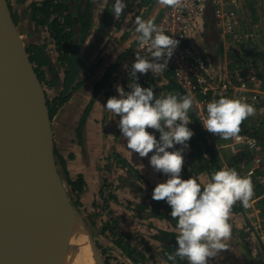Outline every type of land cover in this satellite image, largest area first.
I'll list each match as a JSON object with an SVG mask.
<instances>
[{
    "label": "crops",
    "instance_id": "0c3cea01",
    "mask_svg": "<svg viewBox=\"0 0 264 264\" xmlns=\"http://www.w3.org/2000/svg\"><path fill=\"white\" fill-rule=\"evenodd\" d=\"M43 0H7L12 18L16 24L19 35L26 46H44L45 54L49 65L42 66L46 82L52 84L44 90L48 100H53L59 96L64 82V70L58 62V53L46 28L37 25L31 18L32 5L39 4ZM238 28L245 36V43L240 56H228L224 53L223 45L230 42V36H221L215 25L213 11L210 10L205 16L202 28L203 34L195 32L191 34V42L197 49L203 50L211 72L217 78H230L232 81L241 80L253 74L257 77L259 89L261 91L256 104V112L244 120L241 125V132H255V123L264 124V0H238ZM129 7L125 16L120 21L114 15V20L109 28L108 35L104 37L97 49L92 51L87 58L84 67L73 81V85L78 87L71 94L69 99L59 108L51 121L55 158L58 162L59 171L66 180L75 181L81 177L85 188L79 197L80 207L85 214L90 215L94 224L95 233L92 236L101 248L105 250V256L109 264H133L122 252L113 244L110 237L101 234L104 223L108 219L109 212L121 219L120 230L131 234L130 243L142 254L148 257L144 264H168L160 254V244L153 239L158 230H172L170 224L164 219L151 218L147 221H140L135 218L132 211L127 209L130 201L141 202L145 196H152L147 191V186H142V193L136 192L135 188L124 187L114 191L117 201L108 202V208L104 212H99L95 204L99 202V190L102 186L103 169L106 158L114 152L122 159H125L131 166L155 187L157 183L163 182L167 177L155 172L149 165L148 157H139L136 153H131L126 147V140L121 136L118 128L119 116L109 112L103 105L109 97L118 95L117 86L123 87L115 82V75L122 70L123 64L128 60L131 50L138 43V35L135 33V19L140 16L144 19H152L155 23L161 18L168 4H162L160 0L149 8L141 7L140 0H124ZM106 0L96 6L93 13V31L96 29L102 17V11ZM210 7V6H209ZM208 7V8H209ZM91 32V34L93 33ZM90 38V37H89ZM88 39L84 41L80 49L82 56L87 51ZM263 45V47H262ZM106 73L109 79L106 85L95 94V86L99 84ZM172 75L170 70H165L164 74L155 82L156 94L163 95ZM126 91V89H125ZM128 91V90H127ZM90 105L87 114V107ZM193 130L192 122L188 125ZM254 129V130H253ZM231 141L221 136L217 140L216 150L220 155V165L223 168L226 162H233L232 155L224 146ZM176 147H181L177 145ZM219 147L221 149H219ZM188 147L184 152V168L189 170ZM151 155V153H149ZM237 160V159H236ZM253 165L250 161V165ZM254 166V165H253ZM249 167L243 166L238 169L241 176H247ZM248 170V171H247ZM259 172H257L258 174ZM123 171H118L112 176L115 185L118 184V177L123 176ZM110 178V177H109ZM115 178V180H114ZM253 183V177H249ZM195 179L202 185L210 179L205 172L195 176ZM253 195L251 201L257 208L263 207L257 204L264 198V190ZM256 196V197H255ZM229 220L235 222L239 230L242 229L245 221L249 218L244 214L230 215ZM232 222V223H234ZM139 231L145 235H139ZM240 240V239H239ZM230 243V241L228 240ZM226 243V241H225ZM227 244V243H226ZM231 244V243H230ZM248 250V249H247ZM226 255V251L223 250ZM229 258L235 255V251L228 250ZM248 252V251H247ZM249 253V252H248ZM220 254L209 260V264H217L224 261ZM226 258V257H225ZM229 264H242L240 259H234Z\"/></svg>",
    "mask_w": 264,
    "mask_h": 264
},
{
    "label": "clouds",
    "instance_id": "9594fccd",
    "mask_svg": "<svg viewBox=\"0 0 264 264\" xmlns=\"http://www.w3.org/2000/svg\"><path fill=\"white\" fill-rule=\"evenodd\" d=\"M160 2L182 6V0ZM126 7L124 0H114L112 13L118 18ZM134 31L139 34V47L147 45L149 55L135 54L129 71V90L117 86L118 95L109 97L103 106L119 116L117 126L127 149L139 157H148L152 169L167 177L152 191V199L164 200L170 206V215L176 219V246L167 259L172 264L178 258L188 264H209L210 258L227 249L225 241L232 237L233 226L229 222L232 207L237 201L244 208L250 206L253 183L231 167L212 172L203 185L191 177L182 178L184 152L194 135L188 125L192 122L189 113L195 101L191 95L178 93L157 96L151 86L144 87L138 82V74H156L167 69L179 41L152 19L140 16L135 19ZM255 112L254 105L247 103L246 98L221 95L206 104L203 128L224 139L238 140L241 123Z\"/></svg>",
    "mask_w": 264,
    "mask_h": 264
},
{
    "label": "water",
    "instance_id": "95a60500",
    "mask_svg": "<svg viewBox=\"0 0 264 264\" xmlns=\"http://www.w3.org/2000/svg\"><path fill=\"white\" fill-rule=\"evenodd\" d=\"M197 50L203 54V50ZM33 132L38 137L28 157L39 178L26 186L35 196L33 203H27L25 194L19 191L22 186L10 183L8 170L19 155L20 142ZM71 197V187L59 171L54 154L43 83L30 61L7 0H0V264H77L81 249L72 237L62 242L51 239L60 210L67 211L77 222L98 264H105L90 228ZM229 241L242 264H254L235 235Z\"/></svg>",
    "mask_w": 264,
    "mask_h": 264
},
{
    "label": "trees",
    "instance_id": "16d2710c",
    "mask_svg": "<svg viewBox=\"0 0 264 264\" xmlns=\"http://www.w3.org/2000/svg\"><path fill=\"white\" fill-rule=\"evenodd\" d=\"M103 0H43L39 4L32 5V20L40 26L47 27L51 34L52 40L55 45V49L58 53V62L60 67L64 70V82L59 96L51 101L47 100L50 119L56 114L59 108L69 99L74 90L78 87L73 85V81L81 71L85 58L78 55L79 49L84 41L88 38L89 34L93 31L94 18L93 13L95 12L96 6L99 5ZM156 0H140L139 5L141 7L149 8ZM114 0H106L102 11V17L98 23L96 29L91 34L88 39L87 51L84 55L88 56L90 52L96 48L106 35L112 22L114 20L112 13V5ZM123 10L122 14L118 17L120 21L125 16L126 10L129 5ZM210 6V5H209ZM208 6V7H209ZM211 6L207 9L206 14L210 10ZM212 10V9H211ZM44 46H34L28 49L29 58L33 65L35 64V72L37 73L39 79L43 84L48 86L52 85L44 81V72L42 71V66L49 65L48 58L45 54ZM83 55V56H84ZM109 79V73H106L103 80L95 86V94L103 88ZM142 86H151L155 93L156 84L149 78L138 81ZM44 87V86H43ZM126 91L129 90L125 87ZM169 93H178L184 95L181 89L170 80L168 86L165 88V93L163 95L156 94L157 96H166ZM90 105L87 107L85 115L89 109ZM189 116L192 120L194 135L191 137L189 144V170L185 171L187 177L197 176L200 173H207L210 177L211 173L221 169L220 160L218 154L216 153L214 146L208 142L205 133L202 131L198 121L191 110ZM150 131H152L150 129ZM157 137L159 133H156ZM243 155V154H242ZM240 156V161L245 155ZM252 155V154H251ZM114 158L118 159V164L126 166L124 160L120 158L119 155L114 154ZM232 168H235L232 165ZM236 169V168H235ZM238 171V169H236ZM130 177L135 179H142L141 175L138 174L134 169H128ZM190 174H189V172ZM192 173V174H191ZM239 173V172H238ZM68 183L71 187V194L74 196L73 204L75 206L79 204V196L84 189V182L82 178H77L75 181H69ZM110 187V184L104 183L100 191V199L106 202L108 199H113L114 196L111 193L107 195L104 194V190ZM260 204H264V199L260 201ZM262 210V215L264 216V206L260 207ZM242 209L233 205L231 212H238ZM133 211L140 219H164L172 227L173 230H158L154 234L153 239L158 241L161 245L162 255L168 264H172L171 261L167 259L169 253L174 252L176 246V236L178 235L176 229V219L170 215V206L164 200L156 201L152 199V203L142 202L134 206ZM115 221L107 223L103 226L101 233L104 234L107 231L108 236L113 240V244L127 257L131 262L135 264H142L146 258L141 252H138L129 243L128 237L124 234H119L116 231ZM105 264H108V259L104 260ZM176 264H188L186 260L177 259Z\"/></svg>",
    "mask_w": 264,
    "mask_h": 264
},
{
    "label": "built area",
    "instance_id": "2783aa9c",
    "mask_svg": "<svg viewBox=\"0 0 264 264\" xmlns=\"http://www.w3.org/2000/svg\"><path fill=\"white\" fill-rule=\"evenodd\" d=\"M212 7L215 25L219 34L230 36V42L223 45L224 53L228 56L242 55L245 36L238 28V0H182V6L168 5L157 25L168 35L179 41L173 56L168 62L167 69L170 70L172 80L181 89L184 95H191L195 101L193 112L202 131L209 143L217 147V140L220 137L214 135L203 128V118L206 114V104L212 100L219 99L221 95L228 98H246V102L254 105L259 100L261 93L257 77L250 74L241 80L232 81L230 78H217L212 74V70L207 63V59L191 43V34L198 31L202 34V25L206 16L208 6ZM148 46L139 47L136 44L128 60L123 64L122 70L114 77L115 82L121 86L128 87L131 83L129 71L135 59V54L148 57ZM127 65V68L125 67ZM138 74L139 80L149 78L151 81L157 80L164 74ZM239 139L231 138V141L224 146L232 156L239 155L244 151H254L257 147L256 139L247 132L239 133ZM219 147V148H220ZM256 165L260 159H254ZM257 166L254 167V170ZM253 169L249 170V175L253 174ZM254 214V220L250 221L258 231L256 242L264 253V216L259 208L250 206L246 208Z\"/></svg>",
    "mask_w": 264,
    "mask_h": 264
},
{
    "label": "flooded vegetation",
    "instance_id": "af4514ba",
    "mask_svg": "<svg viewBox=\"0 0 264 264\" xmlns=\"http://www.w3.org/2000/svg\"><path fill=\"white\" fill-rule=\"evenodd\" d=\"M41 27H44V28H46V30L48 31V29H47V27H45V26H41ZM49 32V31H48ZM50 33V32H49ZM51 35V34H50ZM89 37H91V33L89 34V36H88V38L87 39H89ZM52 38V37H51ZM86 39V40H87ZM85 40V41H86ZM54 43V42H53ZM83 45V44H82ZM81 45V46H82ZM99 46V45H98ZM97 46V47H98ZM97 47L96 48H94L92 51H94L95 49H97ZM80 49H81V47H80ZM80 49H79V53H78V55H80ZM91 51V52H92ZM27 52H28V50H27ZM90 52V53H91ZM29 54V53H28ZM84 55V54H83ZM80 56V57H83V58H85V61H84V64H83V67H84V65H85V62H86V60H87V58L89 57V55L88 56ZM34 67H35V64L33 65ZM82 67V68H83ZM43 71V70H42ZM44 72V71H43ZM43 83V82H42ZM48 100V99H47ZM48 101H50V100H48ZM51 121H52V119H51ZM54 154H55V152H54ZM114 154H116V153H114V152H111L108 156H107V158L105 159L106 160V164L104 165V168H102L103 169V178H102V186H101V189H102V187H103V184L104 183H107V184H110V187L109 188H107L106 190H104V194H108V193H111L113 196H114V198L113 199H108L106 202H103V200H101L100 199V191H101V189L99 190V194H98V196H99V202H98V204H95V208H97L98 209V211L99 212H104L107 208H108V202H110V201H117L116 200V197H115V195H114V191H116V190H120V188L121 189H123L124 187H131V188H135V190H136V192H138V193H142L143 191H141L142 190V186H147V191L148 192H150L151 193V191H150V187H151V190L153 191V188L154 187H152L151 185H150V183L144 178V176L142 175V174H140L139 173V171L137 170V169H135L133 166H131L125 159H122L121 157V159L122 160H124V162L126 163V166H123V165H121V164H118V162H119V160L118 159H115L114 158ZM118 155V154H117ZM115 165H116V167H115ZM118 166H119V168H118ZM128 169H134L135 171H137L138 172V174L139 175H141V177H142V179H135V178H133V177H130V174L128 173ZM118 171H123V173H124V175L123 176H121V177H118L117 178V180H118V184L117 185H115L114 184V182L112 181V176H114V173L115 172H118ZM110 177V178H109ZM81 178V177H80ZM83 180V179H82ZM114 180H115V178H114ZM70 181V180H69ZM84 182V181H83ZM84 188H85V185H84ZM84 190V189H83ZM83 192V191H82ZM81 195V194H80ZM80 197V196H79ZM73 198H74V196H73ZM72 198V199H73ZM75 199V198H74ZM142 202H146V203H152V196L150 197V196H145L144 198H143V200L141 201V202H137V203H135V201H130L129 203H128V205H127V209L128 210H130V211H132L133 213H134V215H135V218L136 219H138V220H140V221H147V220H149V219H147V220H144V219H140L137 215H136V213H135V211H133V209H134V206H136V205H138V204H140V203H142ZM79 204H80V202H79ZM236 206H239L242 210L241 211H238V212H231V214H233L234 216H236V215H238V214H244L245 216H247L248 218L251 216V217H254L253 215H252V213H250L249 211L250 210H247L246 208H244L243 206H242V204L239 202V201H237L236 202ZM260 209V208H259ZM262 211V210H261ZM249 212V213H248ZM151 219V218H150ZM254 220V219H253ZM112 221H115V224H116V231L117 232H119V234H124V235H126L127 237H128V240H129V243H130V239H131V235L129 234V233H125V232H122L121 230H120V225H121V219L118 217V216H115V215H113V214H111L110 212H109V215H108V219H107V221L104 223V225L103 226H105L107 223H111ZM229 222L232 224V226L234 227V228H236L237 230H238V235H236V237L238 238V239H240V241H241V243H242V245H243V247L249 252V255L252 257V260H253V263L254 264H264V253L261 251V249L259 248V245L257 244V242H256V238L258 237V231H257V229H256V227H255V225H253L250 221L249 222H247V221H245V224L243 225V227H242V229L241 230H239L238 228H237V226H236V224H235V222L234 221H232V220H229ZM232 222H234V223H232ZM171 226V225H170ZM172 228V227H171ZM173 230V229H172ZM101 232V231H100ZM102 235H106V236H108V232L107 231H105L104 232V234L103 233H101ZM108 237H110V236H108ZM111 238V237H110ZM112 240V239H111ZM156 241V240H155ZM112 242H113V240H112ZM158 242V241H157ZM159 243V242H158ZM131 244V243H130ZM160 244V243H159ZM131 246H132V244H131ZM133 247V246H132ZM160 249H161V245H160ZM104 253H105V251H104ZM123 254V253H122ZM143 256L146 258V260H147V256H146V254H143ZM161 256L163 257V255H162V249H161ZM106 258V257H105ZM145 260V261H146ZM165 260V259H164ZM145 261L142 263V264H144L145 263ZM210 261H211V259H210ZM221 262H223V264H229V261H228V259L227 258H224V261L222 260ZM133 264H135V263H133ZM217 264H219V261H218V263Z\"/></svg>",
    "mask_w": 264,
    "mask_h": 264
},
{
    "label": "bare ground",
    "instance_id": "6f19581e",
    "mask_svg": "<svg viewBox=\"0 0 264 264\" xmlns=\"http://www.w3.org/2000/svg\"><path fill=\"white\" fill-rule=\"evenodd\" d=\"M37 137L38 134L33 132L28 134L23 142H20L19 155L8 170L10 183L12 184L13 182L18 187L22 186L19 191L25 194V202L27 203H33L35 196L32 191L26 190V186H30L31 182H35L39 178L38 170H36L32 160L28 157V151L36 144ZM78 228L77 222L70 218L68 212L60 210L52 227L51 239L62 242L72 237L81 249V258L77 264H98L90 242Z\"/></svg>",
    "mask_w": 264,
    "mask_h": 264
},
{
    "label": "rangeland",
    "instance_id": "374dc122",
    "mask_svg": "<svg viewBox=\"0 0 264 264\" xmlns=\"http://www.w3.org/2000/svg\"><path fill=\"white\" fill-rule=\"evenodd\" d=\"M262 47H263V45H262ZM44 81H46V79H45V77H44ZM44 85H45V88L48 86L47 84H45L44 83ZM57 113V112H56ZM56 115V114H55ZM54 115V116H55ZM54 116L52 117V119L54 118ZM259 116H258V120H257V122L255 123V132H257V134H253V132H247V133H250L255 139H256V142H257V147H256V150H254V151H244V152H241L239 155H236V156H232V161L233 162H226L225 164H224V166L223 167H231L232 168V165H234L235 166V168L236 169H239L240 170V168H242L243 166H247V167H249V169L248 170H251V169H253L254 170V167L255 166H257V169H255L254 171H253V174H251V175H249V171L247 172V175H248V177H253V179H255V180H253V187H254V195H256V194H259L258 192H261L262 193V191L264 190V124L263 123H261V124H259ZM222 148V147H221ZM221 148H219V149H221ZM214 149H215V151H216V153L218 154V158H219V160H220V155H219V152L216 150L217 148H215L214 147ZM227 149V148H226ZM228 150V149H227ZM229 151V150H228ZM229 153H230V151H229ZM231 154V153H230ZM245 155L244 156V158H242L240 161H237V162H235L236 161V159L237 160H239V158H240V156L241 155ZM252 154V155H251ZM232 155V154H231ZM242 155V156H243ZM254 159H260V163H258V165H256V163L255 162H253V161H255ZM250 161H251V163H253V165L251 164L250 165ZM221 166V165H220ZM115 167H116V165H115ZM118 168H119V166H118ZM185 171H187V169H185L184 168V174H183V176H182V178H184V179H187V178H189V177H187L186 176V173H185ZM189 172V171H188ZM257 172H259L258 174H257ZM189 174H190V172H189ZM192 174V173H191ZM191 178H193V179H195V176H192L191 175ZM150 191H151V194H152V190H151V187H150ZM254 197V196H253ZM256 197V196H255ZM73 198V195H72V197H71V199ZM74 199V198H73ZM72 199V200H73ZM264 199V198H263ZM262 199V200H263ZM262 200H260V201H262ZM260 201L257 203V204H259V206L260 205H262V206H264V204H260ZM250 203H251V205H252V207H255V208H257V205H253V202L252 201H250ZM74 206H75V204H74ZM76 207V209L78 210V212L80 213V215L82 216V218L84 219V221H85V223H86V225H88V227L90 228V231H91V234H93V232L95 233V228L93 227V223L91 222V219H90V215H88V214H85V212L81 209V207H80V205H78V206H75ZM250 213H252V211L250 210L249 211ZM248 212V213H249ZM252 215L254 216V214L252 213ZM262 215V214H261ZM254 219V217H249V221H252ZM145 235L143 232H140L139 231V235ZM131 235V234H130ZM232 235H238V230L236 229V228H232ZM93 240H94V242L96 243V245L98 246V248L100 249V252H101V254H102V257L104 258V259H106L105 257V253H104V249L103 248H101V244L100 243H97V236H96V239L95 238H93ZM226 245H227V249H225V251H226V255L225 256H223L222 254H224V252L223 251H221L220 252V256H223L224 258L226 257L228 260H231L232 259V262H233V260L236 258V259H239V257H238V255H237V253H236V251H235V247H234V245H232V244H230L229 242H228V240L226 241ZM228 250H230V251H235V255H233V256H231L230 258L227 256V255H229V252H228ZM160 254H161V249H160ZM212 261H213V259L214 258H210ZM108 264H109V262H108ZM219 264H223V262H219ZM228 264V263H227ZM233 264V263H232Z\"/></svg>",
    "mask_w": 264,
    "mask_h": 264
}]
</instances>
